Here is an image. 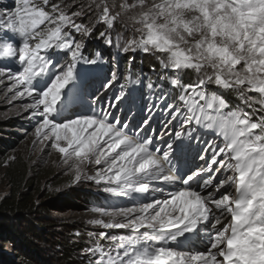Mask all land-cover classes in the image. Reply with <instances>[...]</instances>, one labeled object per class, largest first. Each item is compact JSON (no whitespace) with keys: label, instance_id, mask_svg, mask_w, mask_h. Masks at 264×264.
Returning a JSON list of instances; mask_svg holds the SVG:
<instances>
[{"label":"snow or ice","instance_id":"1","mask_svg":"<svg viewBox=\"0 0 264 264\" xmlns=\"http://www.w3.org/2000/svg\"><path fill=\"white\" fill-rule=\"evenodd\" d=\"M100 27L117 53L159 57L149 95L130 86L145 87L132 59L122 70L113 55L110 75L85 67L99 65L102 51L85 53ZM0 65L10 103L38 121L34 143L74 183L127 199L92 209L88 223L124 234L99 232L87 264H264V0H14Z\"/></svg>","mask_w":264,"mask_h":264},{"label":"rangeland","instance_id":"2","mask_svg":"<svg viewBox=\"0 0 264 264\" xmlns=\"http://www.w3.org/2000/svg\"><path fill=\"white\" fill-rule=\"evenodd\" d=\"M88 2L90 0H65L67 4L78 5H86ZM12 7L14 0H0V13ZM102 30V27L97 28L88 38L85 54L89 51L88 46H91V52L102 51L97 67L104 68L103 75H110V58L113 55H117L122 70L127 68L130 59L144 56L157 64L158 69L152 71L154 75L162 73L157 55L142 51L117 53L114 48L106 47L102 39L97 38ZM10 66L15 68L14 64ZM132 68L139 70L135 68L134 63ZM191 78H194V74L189 72L185 80ZM8 86L6 80L0 84V137L8 138L6 145L2 146L0 143V264H54L61 260L64 247L66 253L70 252V255L74 256L73 264H87V257L83 256L82 252L99 239V232L107 231L109 236L124 234L122 230H104L101 226L88 223L91 219L101 218L100 214L92 209L110 204L125 205L127 199L112 197L103 191V184L97 185L93 180L82 178L80 182L74 183L73 174L64 166L60 154L53 150L50 144L44 145L39 141L34 143V129L38 121L29 119V114L23 109V105L29 101L18 99L10 103L12 94L7 93ZM141 91L145 93L146 89L143 87ZM231 93L234 94L229 91L227 98L233 101L232 105L244 106L237 94ZM136 118L140 121L142 113H138ZM6 124L11 126L6 127ZM200 150L202 151L203 147ZM208 159H211L210 153ZM89 174H94V170ZM15 176L24 180L17 193L13 192L11 183V178ZM26 180H31L32 183L27 184ZM216 182L219 183V179ZM20 193L28 197L27 206L31 209L25 208L23 212L20 208L4 211L3 200L7 198L16 205ZM8 218L11 224H6ZM103 219L107 221L109 217ZM39 226H42V235L36 238L32 229ZM13 229H16L23 239L33 242L35 248L29 250L27 246L21 245ZM197 244L203 247L200 241H197Z\"/></svg>","mask_w":264,"mask_h":264},{"label":"trees","instance_id":"3","mask_svg":"<svg viewBox=\"0 0 264 264\" xmlns=\"http://www.w3.org/2000/svg\"><path fill=\"white\" fill-rule=\"evenodd\" d=\"M88 49H89L88 52H91V46H88ZM106 54H108V53H106ZM103 57H105V56H103ZM133 63H134L135 68L139 69L141 72L139 70H136V69L132 68V75H131L130 79L131 80H136L137 78H139V79L143 80L144 85H145L144 89H146V92L144 94H148V92H147L148 90L146 88V85H147L149 79L155 81L157 76L158 75H163V73L158 74V75H154V73H152V71H153V69L154 70L158 69L157 64L155 62H153L151 59H148V58H146L144 56H135L134 60H133ZM143 69H145V71ZM186 81H188V80H186ZM137 85H140V84H137ZM231 94L234 95L235 92H234V94L233 93H231ZM229 101L232 104L233 101L231 99H229ZM5 126L6 127L7 126H11V124H6ZM7 141H8L7 137H0V143H1L2 146L6 145ZM22 182H24V180H22L20 178V176H15L14 178H11L12 190H13L14 193H17L19 191L20 184ZM26 183L27 184H31L32 181L31 180L30 181L26 180ZM19 195H20V198L17 199V204L16 205H13V203L11 201L9 202L7 198L3 200L2 207H3L4 211L5 210L13 211V210H16V209L18 210L20 208V211L23 212V210L25 208H28V206H27L28 197L25 196L23 193L18 194V196ZM16 197H17V195H16ZM29 209H31V208L29 207L26 210H29ZM6 224H11V220H9V218L6 219ZM0 227H2V222H0ZM32 231H33V235L36 238H39L42 235L41 234L42 226H39L38 228H34V229H32ZM13 233H14L15 237L17 239H19V243L21 245H24V247L27 246V248L29 250H33V248H35V245L33 244V242H28L26 239H23L16 229H13ZM65 249L66 248L64 247L63 250H62V254H61L62 258H61V260H59V262H56V263L54 262V264H73L75 262V260H73L74 256L70 255L71 254L70 252L66 253Z\"/></svg>","mask_w":264,"mask_h":264},{"label":"bare ground","instance_id":"4","mask_svg":"<svg viewBox=\"0 0 264 264\" xmlns=\"http://www.w3.org/2000/svg\"><path fill=\"white\" fill-rule=\"evenodd\" d=\"M200 247H202V246H200Z\"/></svg>","mask_w":264,"mask_h":264}]
</instances>
